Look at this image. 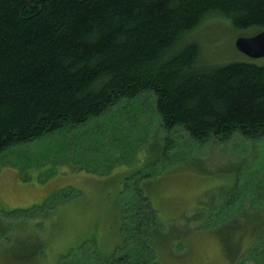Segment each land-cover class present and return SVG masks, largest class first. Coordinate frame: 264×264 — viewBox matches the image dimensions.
I'll return each instance as SVG.
<instances>
[{"label":"trees","instance_id":"16d2710c","mask_svg":"<svg viewBox=\"0 0 264 264\" xmlns=\"http://www.w3.org/2000/svg\"><path fill=\"white\" fill-rule=\"evenodd\" d=\"M210 14L264 30V0H0V154L149 91L166 130L181 127L198 141L264 138V66L200 65L195 43L179 46ZM119 202L122 243L99 261L158 264L161 224L148 197L121 192ZM259 203L252 213L223 206L217 228L208 225L239 264L247 257L235 235L249 233V254L264 247ZM234 217L249 227L239 232ZM94 257L89 264H99Z\"/></svg>","mask_w":264,"mask_h":264},{"label":"rangeland","instance_id":"374dc122","mask_svg":"<svg viewBox=\"0 0 264 264\" xmlns=\"http://www.w3.org/2000/svg\"><path fill=\"white\" fill-rule=\"evenodd\" d=\"M261 29L210 14L179 46L195 43L200 65L264 66V57L235 47L236 38ZM136 188L161 224L158 264H239L210 227L223 206L252 213L259 209L253 201L264 202V138L198 141L181 127L166 130L149 91L84 125L12 146L0 154V264H89L92 253L101 264L122 243L121 192L140 195ZM234 220L239 232L249 227ZM247 234L232 241L247 257L241 264H264L263 246L246 252Z\"/></svg>","mask_w":264,"mask_h":264},{"label":"water","instance_id":"95a60500","mask_svg":"<svg viewBox=\"0 0 264 264\" xmlns=\"http://www.w3.org/2000/svg\"><path fill=\"white\" fill-rule=\"evenodd\" d=\"M235 47L249 58L264 57V30L251 36H240L235 40Z\"/></svg>","mask_w":264,"mask_h":264}]
</instances>
